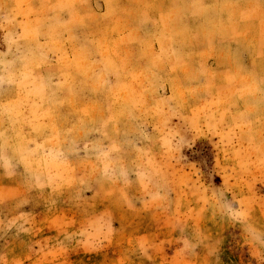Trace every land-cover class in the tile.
<instances>
[{
    "label": "rangeland",
    "instance_id": "rangeland-1",
    "mask_svg": "<svg viewBox=\"0 0 264 264\" xmlns=\"http://www.w3.org/2000/svg\"><path fill=\"white\" fill-rule=\"evenodd\" d=\"M0 264H264V0H0Z\"/></svg>",
    "mask_w": 264,
    "mask_h": 264
}]
</instances>
